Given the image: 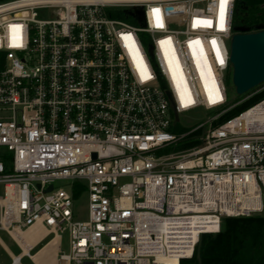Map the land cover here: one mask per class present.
I'll list each match as a JSON object with an SVG mask.
<instances>
[{
  "label": "built area",
  "instance_id": "obj_1",
  "mask_svg": "<svg viewBox=\"0 0 264 264\" xmlns=\"http://www.w3.org/2000/svg\"><path fill=\"white\" fill-rule=\"evenodd\" d=\"M234 3L0 0V229L58 237L57 264H181L264 213V99L221 121L264 90L229 102Z\"/></svg>",
  "mask_w": 264,
  "mask_h": 264
},
{
  "label": "trees",
  "instance_id": "obj_2",
  "mask_svg": "<svg viewBox=\"0 0 264 264\" xmlns=\"http://www.w3.org/2000/svg\"><path fill=\"white\" fill-rule=\"evenodd\" d=\"M264 25V0H235L233 26L252 30ZM231 76L227 83L231 86ZM264 99V90L236 105L221 121L234 117ZM181 264H264V213L259 216L225 217L220 232L205 234L200 260L196 255Z\"/></svg>",
  "mask_w": 264,
  "mask_h": 264
},
{
  "label": "water",
  "instance_id": "obj_3",
  "mask_svg": "<svg viewBox=\"0 0 264 264\" xmlns=\"http://www.w3.org/2000/svg\"><path fill=\"white\" fill-rule=\"evenodd\" d=\"M230 63L232 85L238 95H244L264 83V25L254 30L234 27L231 41ZM52 186L48 190H51ZM255 216L260 213L256 212ZM203 235H200L196 257L200 260Z\"/></svg>",
  "mask_w": 264,
  "mask_h": 264
},
{
  "label": "rangeland",
  "instance_id": "obj_4",
  "mask_svg": "<svg viewBox=\"0 0 264 264\" xmlns=\"http://www.w3.org/2000/svg\"><path fill=\"white\" fill-rule=\"evenodd\" d=\"M230 84L232 85V78L230 80ZM229 102L230 104H237L242 98L243 95H238L235 91L234 87H231L229 89ZM207 117L206 112L203 109H196L194 111L188 112L186 114H184L183 116H181L180 120L177 122L179 127H180V131L181 132H185V131H189L191 129H193L194 127H196L197 125H199L201 122H203ZM62 183L61 182H56L57 186H60ZM4 193V189H3V185L0 184V196H2ZM74 212L76 217H78L79 219H85L87 217V200L86 198H84L83 200H75L74 201ZM0 218H1V206H0ZM0 239L1 241L11 249V251L13 252V254L17 255L20 253V248L19 245L14 241L13 236L3 230L0 229ZM49 238H47L45 241H43L42 243H40L39 245H37L33 250H32V254L36 253L38 251V249H40V247H42L43 245H45L47 243ZM62 250L65 252H69V244H68V236L65 234L63 235V241H62ZM46 257L44 256L41 260H38L37 264L41 263L42 261H44ZM29 258H23L21 260V264H32L31 261H29ZM12 263V259H10L9 254L5 251V249L3 248V246L0 243V264H11Z\"/></svg>",
  "mask_w": 264,
  "mask_h": 264
},
{
  "label": "crops",
  "instance_id": "obj_5",
  "mask_svg": "<svg viewBox=\"0 0 264 264\" xmlns=\"http://www.w3.org/2000/svg\"><path fill=\"white\" fill-rule=\"evenodd\" d=\"M28 233V234H27ZM27 233H22V234H20V236L23 238V236H25L24 237V239H21V241H19V240H17V239H15L16 241H18V243L20 244H18L19 245V248H20V253L19 254H17V255H15V254H13V252L11 251V249L9 248V247H7L2 241H1V239H0V243H1V245L3 246V248L5 249V251L9 254V256H10V259H12V263L11 264H14L15 263V257H18V261H19V263L21 264V260L23 259V258H29L30 260L29 261H31L32 262V264H37V262H35V260L32 258V255H35V254H37L41 249H43L45 246H48V245H50L49 247H48V249H47V252H46V254H45V259H44V261H42L40 264H57V253H58V250H59V246H60V239L58 238V237H55V238H53V237H49V239H48V241H47V243L45 244V245H43L42 247H40V249H38V251L36 252V253H34V254H32V251H30V247L38 240V237H35V236H33L32 234H29V232H27ZM26 234V235H25ZM28 235H30V236H28ZM20 237V238H21ZM29 237V238H28ZM26 238V239H25ZM35 240V241H34ZM27 241L29 242V249H28V253H26V254H24V252H23V248H22V246H21V242H26L27 243ZM33 243V244H31V243ZM50 242V244H48ZM57 242V243H56ZM54 243V244H53ZM54 247V248H53ZM53 248V249H52ZM54 258V259H53ZM51 261V262H50ZM50 262V263H49ZM53 262V263H52ZM39 264V263H38Z\"/></svg>",
  "mask_w": 264,
  "mask_h": 264
},
{
  "label": "bare ground",
  "instance_id": "obj_6",
  "mask_svg": "<svg viewBox=\"0 0 264 264\" xmlns=\"http://www.w3.org/2000/svg\"><path fill=\"white\" fill-rule=\"evenodd\" d=\"M245 118L247 121H257V124L261 125V126H264V103L256 108H254L253 110L249 111L246 115H245ZM22 234V233H20ZM26 235V234H25ZM30 236V235H28ZM14 237L15 239L21 241L22 237L19 236L18 234H14ZM21 237V238H20ZM24 237V236H23ZM31 237V236H30ZM29 238V237H28ZM32 238V237H31ZM35 241V240H34ZM31 243V242H30ZM57 243V242H56ZM33 244V243H31ZM50 244V242L48 243ZM54 244V243H53ZM29 242L27 241V243L25 242H21V246L23 248V252L24 254L28 253V249H29ZM50 245L48 246H45L43 249H41L37 254L35 255H32V258L35 260V262H38V260H41L46 252H47V249ZM54 248V247H53ZM52 248V249H53ZM15 263L14 264H20L19 261H18V257H15ZM54 259V258H53ZM51 262V261H50ZM49 262V263H50ZM53 263V262H52ZM167 264H174L173 261H168Z\"/></svg>",
  "mask_w": 264,
  "mask_h": 264
},
{
  "label": "snow or ice",
  "instance_id": "obj_7",
  "mask_svg": "<svg viewBox=\"0 0 264 264\" xmlns=\"http://www.w3.org/2000/svg\"><path fill=\"white\" fill-rule=\"evenodd\" d=\"M227 3V0H220V21L221 24L223 23V19H224V10H225V4ZM206 24H211V21H205ZM158 26L159 22H158Z\"/></svg>",
  "mask_w": 264,
  "mask_h": 264
}]
</instances>
